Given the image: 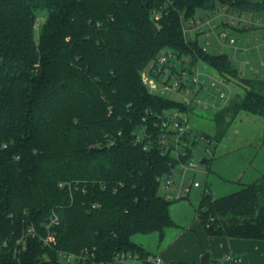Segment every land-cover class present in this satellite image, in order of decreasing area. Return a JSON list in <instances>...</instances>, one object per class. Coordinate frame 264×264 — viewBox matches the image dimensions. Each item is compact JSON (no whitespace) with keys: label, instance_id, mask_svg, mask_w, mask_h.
<instances>
[{"label":"trees","instance_id":"16d2710c","mask_svg":"<svg viewBox=\"0 0 264 264\" xmlns=\"http://www.w3.org/2000/svg\"><path fill=\"white\" fill-rule=\"evenodd\" d=\"M219 3L264 10L263 0H0V264H61L59 249L105 264H122L121 254L180 264L152 262L133 239H162L177 223L158 180L168 158L142 154L131 131L147 110L175 105L142 81L165 47L244 79L226 54L182 36V13ZM244 81L248 89L217 113L220 122L242 109L264 115V79ZM196 213L210 236L264 239V176L227 195L203 193ZM30 226L35 234L16 250ZM50 231L55 240L45 243Z\"/></svg>","mask_w":264,"mask_h":264},{"label":"built area","instance_id":"2783aa9c","mask_svg":"<svg viewBox=\"0 0 264 264\" xmlns=\"http://www.w3.org/2000/svg\"><path fill=\"white\" fill-rule=\"evenodd\" d=\"M252 13L226 3H219L214 9H205L203 13H196L191 17L182 13L183 39L187 43L197 45L203 52L226 54L233 67L238 69V56L241 52H252L256 49L261 55L257 43L259 36L241 35L248 30L264 29V19L252 17ZM161 15V12L154 10V23L157 24ZM201 36H204L206 45L200 40ZM209 45L216 51L212 52ZM242 63L245 67L253 68L249 60H243ZM261 65H264L263 59ZM146 68L142 72V81L147 90L151 94L169 99L175 105L161 110H147L141 122L132 129L131 138L146 154L156 149L168 158V171L158 177L160 188H163L161 195L167 200H181L187 198L194 187H201L203 182L194 175L203 162L199 158H193L192 150L200 142L206 144L202 157L207 161L208 155H211L215 147L214 139L194 128L191 121L193 109L196 107L213 113L225 109L237 94L233 90V84L237 80L227 72H221L198 53L194 55L192 52H180L172 47L161 49ZM239 73L244 77V72ZM160 77L163 79L159 80ZM121 134L122 131L119 130L118 135ZM114 142L115 139L108 140L109 144ZM203 190L204 193H211L207 184ZM56 221L57 217H52L50 223L46 224L47 228L50 229ZM34 234L35 228L30 226L24 236L17 239L16 250H24L27 236ZM54 240L52 231L44 239L45 243ZM57 254L61 264H86L89 260L91 264H105L104 261L93 259L94 255L85 251L79 253L59 249ZM226 257L234 262L242 260L241 256L233 252L228 253ZM119 258L123 263L132 257L121 254L116 257ZM147 259L155 263L163 262L160 256L155 255H149Z\"/></svg>","mask_w":264,"mask_h":264},{"label":"rangeland","instance_id":"374dc122","mask_svg":"<svg viewBox=\"0 0 264 264\" xmlns=\"http://www.w3.org/2000/svg\"><path fill=\"white\" fill-rule=\"evenodd\" d=\"M204 11L205 9L200 8L197 10V14ZM254 15L264 19V10L256 11ZM42 18V15H40L38 23L41 22ZM263 32V28H260L257 32L259 35L257 43L260 46V56L259 51L256 49L252 52H241V55L238 56L237 67L239 71L244 72V79L236 81L233 84V90L241 96L248 89L244 80L253 79L257 74L264 79V65H261V60L264 61ZM241 35L245 37L244 33ZM200 40L206 45L204 36H201ZM209 49L212 52L216 51L213 47ZM243 60H249L253 68L245 67L242 63ZM145 70L147 73V68ZM162 79V77L159 78V80ZM216 115L217 113L209 110L196 107L193 109L191 121L194 128L213 136L215 147L211 155H208V160L201 163L199 171L194 174L196 179L203 181L202 186L194 187L187 198L171 203L170 208L177 223L193 220L195 223L199 222V217L195 214H197L196 211L206 184L210 188L211 194L219 197L235 192L264 176V115L242 109L237 113L232 114L230 112L226 114V122L224 121V123L220 122ZM218 133L222 136L217 137ZM205 145L200 142L192 150L194 159H201L202 155L205 154ZM162 192L163 188H160V193ZM137 235L140 236V234L135 236ZM150 237L147 236L146 244L150 245L155 253L156 247L153 245V238Z\"/></svg>","mask_w":264,"mask_h":264},{"label":"crops","instance_id":"0c3cea01","mask_svg":"<svg viewBox=\"0 0 264 264\" xmlns=\"http://www.w3.org/2000/svg\"><path fill=\"white\" fill-rule=\"evenodd\" d=\"M252 17H257L254 15V12L252 13ZM258 31L259 29L248 30L244 32V35L249 37L259 36L257 34ZM255 77L261 78L258 74ZM170 213L174 219L175 215L172 214L171 208ZM199 222L195 223L194 220L191 222L186 221L185 223L176 222V227L170 226L165 229L162 239L159 238L158 232H153L150 234H140L139 237L137 235L134 237V240L141 244L150 255L160 256L163 262L174 261L180 264H205L202 261V257L206 252H209L210 258L208 264H264V239L210 236L207 234L200 219ZM147 236L153 238V245L156 247L155 253L152 251L153 248L146 244ZM230 252L241 256L242 260L240 262L228 260L226 255ZM122 264L144 263L137 259H128Z\"/></svg>","mask_w":264,"mask_h":264},{"label":"water","instance_id":"95a60500","mask_svg":"<svg viewBox=\"0 0 264 264\" xmlns=\"http://www.w3.org/2000/svg\"><path fill=\"white\" fill-rule=\"evenodd\" d=\"M263 2H264V0H263ZM153 30H154V32L156 34L159 32V27H158V25L156 23H153ZM142 154H146V151H142ZM201 161L202 162H205L206 161V158L205 157H201ZM209 258H210V253L209 252H206L204 254V256L202 257V261L205 264H208Z\"/></svg>","mask_w":264,"mask_h":264}]
</instances>
